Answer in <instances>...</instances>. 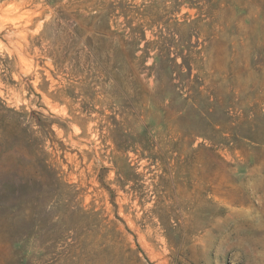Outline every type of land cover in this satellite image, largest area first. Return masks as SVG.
I'll return each instance as SVG.
<instances>
[{"label": "rangeland", "instance_id": "obj_1", "mask_svg": "<svg viewBox=\"0 0 264 264\" xmlns=\"http://www.w3.org/2000/svg\"><path fill=\"white\" fill-rule=\"evenodd\" d=\"M0 264H264V0H0Z\"/></svg>", "mask_w": 264, "mask_h": 264}]
</instances>
